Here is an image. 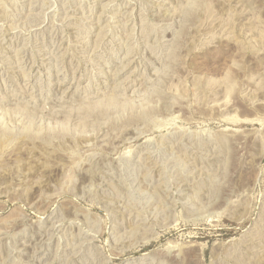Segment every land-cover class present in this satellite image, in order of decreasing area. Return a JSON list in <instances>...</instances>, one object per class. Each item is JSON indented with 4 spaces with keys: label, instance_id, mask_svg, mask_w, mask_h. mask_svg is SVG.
Returning a JSON list of instances; mask_svg holds the SVG:
<instances>
[{
    "label": "rangeland",
    "instance_id": "obj_1",
    "mask_svg": "<svg viewBox=\"0 0 264 264\" xmlns=\"http://www.w3.org/2000/svg\"><path fill=\"white\" fill-rule=\"evenodd\" d=\"M0 264H264V0H0Z\"/></svg>",
    "mask_w": 264,
    "mask_h": 264
}]
</instances>
